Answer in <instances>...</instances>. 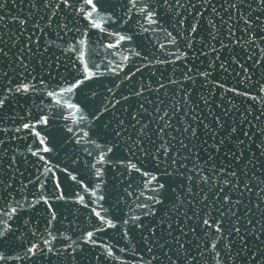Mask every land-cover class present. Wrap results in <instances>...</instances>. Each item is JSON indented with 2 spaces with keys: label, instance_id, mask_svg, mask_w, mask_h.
<instances>
[{
  "label": "water",
  "instance_id": "95a60500",
  "mask_svg": "<svg viewBox=\"0 0 264 264\" xmlns=\"http://www.w3.org/2000/svg\"><path fill=\"white\" fill-rule=\"evenodd\" d=\"M93 2L0 0V264H264V0Z\"/></svg>",
  "mask_w": 264,
  "mask_h": 264
},
{
  "label": "snow or ice",
  "instance_id": "6c2138e0",
  "mask_svg": "<svg viewBox=\"0 0 264 264\" xmlns=\"http://www.w3.org/2000/svg\"><path fill=\"white\" fill-rule=\"evenodd\" d=\"M83 2H84L86 5L91 6V10H90V11H87V13H86V15H85L84 18H85L86 20H88L89 23H90L93 27H95V28H101L102 25H101L96 19L93 18V13H96V12L99 11V9L97 8L96 4L93 2V0H83ZM63 3L67 4V3H68V0H63ZM129 3H131L133 6H135V4H136V0H129ZM80 10H81L82 12L84 11L83 8H81ZM141 11H142V12H147V16H146V19H147V20H149V21H151V22H153V23L156 22V21L153 19L154 11H153V12H148L146 8L141 9ZM22 23H23V22H22ZM124 39H125L124 36H121V37H120V40H124ZM128 39H131V37H129ZM83 75H84V78H85V79H91L92 76H93V74H92L90 68L87 66L86 63H85L84 68H83ZM82 83H83V80H79V81H77L74 85H72V87H73V88L79 87V85L82 84ZM22 90H23V92L27 93V92L29 91V88H28V86L25 84V85H22ZM69 90H71V89H69ZM48 95L51 96L52 93H48ZM3 103H4V101H3V100H0V107L3 106ZM45 123H47V121H45ZM24 127H25V128H28L29 125L25 124ZM36 135L39 137V136H40V133H36ZM41 143H43V140H41ZM43 151L48 152V151H50V149L47 148V147H45V148L43 149ZM33 154L36 155V153H33ZM41 159H43V157H41ZM131 167H132V169H134V170H136V171H139V169L137 168V166H136L135 164H132ZM69 175H71V174H69ZM72 179L75 180L76 178L73 176ZM153 179H155V177H153ZM57 187H59V185H57ZM163 188H164V184L161 183V184H159V187H158L157 189H153V191H159L160 189H163ZM101 199H103V197H101ZM45 203H47V200H46V199H45ZM15 212H16V209L13 208V209H12V213H15ZM0 214H2V213H0ZM53 215H54V214H53ZM96 215H97L98 217L100 216L99 213H96ZM101 220L103 221V218H102V217H101ZM0 223H3V224H5V225L7 224L6 221H0ZM203 223H204L205 225H208L209 227H212L213 225H215V221L212 222V225H209V221H208V220H204ZM108 226H109V227H114V225L111 223V221H109ZM99 230H101V229H97V231H99ZM215 230H216V232H221V231H222V228H221L220 226L217 225V226L215 227ZM236 231H239V228H237ZM2 235H3V233L0 232V236H2ZM88 236H89V238H91V237H92V233L89 232V233H88ZM213 247H215V245H213ZM28 251H29V252H32V253H35L36 249H35V247H33V248H29ZM3 259H4V256H3V255H0V260H3Z\"/></svg>",
  "mask_w": 264,
  "mask_h": 264
}]
</instances>
